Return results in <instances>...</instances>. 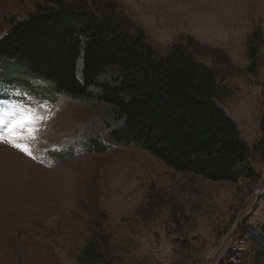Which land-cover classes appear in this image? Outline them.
Returning <instances> with one entry per match:
<instances>
[{"label":"rangeland","instance_id":"rangeland-1","mask_svg":"<svg viewBox=\"0 0 264 264\" xmlns=\"http://www.w3.org/2000/svg\"><path fill=\"white\" fill-rule=\"evenodd\" d=\"M66 1L112 2L160 55L198 44L228 90L216 102L252 154L235 184L176 172L113 143L119 124L106 105L38 96L39 83L0 101V127L9 103L39 105L45 119L35 159L0 144V264H77L91 237L106 240L114 264H264V0ZM39 5L0 0V37L6 14L25 19Z\"/></svg>","mask_w":264,"mask_h":264},{"label":"trees","instance_id":"trees-1","mask_svg":"<svg viewBox=\"0 0 264 264\" xmlns=\"http://www.w3.org/2000/svg\"><path fill=\"white\" fill-rule=\"evenodd\" d=\"M38 1L25 19L5 15L3 86L26 94L40 83L45 88L38 96L104 104L119 124L109 135L113 143L142 148L176 172L216 183L239 181L252 149L218 106L228 90L219 86L214 66L201 60L207 55L198 44L175 43L160 55L140 29L131 31L130 20H119L112 2ZM259 45L260 39L249 59ZM8 99L0 93V101ZM113 256L105 239L91 237L77 264H114Z\"/></svg>","mask_w":264,"mask_h":264},{"label":"snow or ice","instance_id":"snow-or-ice-1","mask_svg":"<svg viewBox=\"0 0 264 264\" xmlns=\"http://www.w3.org/2000/svg\"><path fill=\"white\" fill-rule=\"evenodd\" d=\"M0 93L10 100L13 96L22 95L23 89L18 86L5 87L3 82H0ZM38 109L39 105L16 106L9 103L7 114L10 120L6 126L0 127V144L6 143L29 158L35 159L33 145L41 139L45 124L44 116Z\"/></svg>","mask_w":264,"mask_h":264}]
</instances>
